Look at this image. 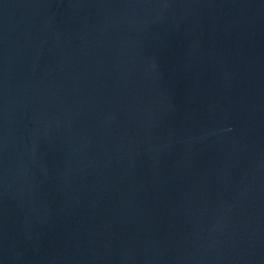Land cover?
I'll return each mask as SVG.
<instances>
[{"label":"water","instance_id":"1","mask_svg":"<svg viewBox=\"0 0 264 264\" xmlns=\"http://www.w3.org/2000/svg\"><path fill=\"white\" fill-rule=\"evenodd\" d=\"M0 264H264V0H0Z\"/></svg>","mask_w":264,"mask_h":264}]
</instances>
